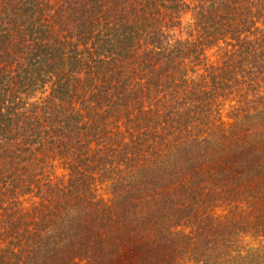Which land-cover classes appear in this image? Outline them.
Returning <instances> with one entry per match:
<instances>
[{
  "label": "trees",
  "instance_id": "1",
  "mask_svg": "<svg viewBox=\"0 0 264 264\" xmlns=\"http://www.w3.org/2000/svg\"><path fill=\"white\" fill-rule=\"evenodd\" d=\"M0 264H264V0H0Z\"/></svg>",
  "mask_w": 264,
  "mask_h": 264
}]
</instances>
